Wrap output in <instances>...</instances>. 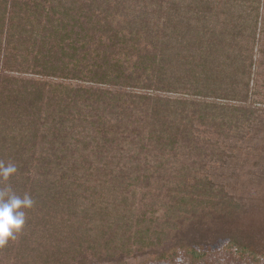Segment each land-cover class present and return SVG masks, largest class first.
<instances>
[{
    "label": "trees",
    "instance_id": "obj_1",
    "mask_svg": "<svg viewBox=\"0 0 264 264\" xmlns=\"http://www.w3.org/2000/svg\"><path fill=\"white\" fill-rule=\"evenodd\" d=\"M259 4L0 0V189L34 201L0 264H264L226 226L220 248L184 240L247 213L195 170L263 132Z\"/></svg>",
    "mask_w": 264,
    "mask_h": 264
},
{
    "label": "rangeland",
    "instance_id": "obj_2",
    "mask_svg": "<svg viewBox=\"0 0 264 264\" xmlns=\"http://www.w3.org/2000/svg\"><path fill=\"white\" fill-rule=\"evenodd\" d=\"M254 1V0H253ZM259 1L261 15L264 17V0ZM254 4V3H253ZM258 6V4H257ZM259 29L264 31V23L261 24ZM260 34H258L259 36ZM255 68L254 76L252 81V86L254 88L255 95L252 96V103L255 108L261 109V113L264 112V33H261L260 43H257L255 47ZM263 123V122H262ZM260 123V125L262 124ZM258 126V125H257ZM263 126V125H262ZM262 133L256 134L252 139H240L232 143H224L221 138L219 142L221 143V150L225 152L226 155L220 164L207 165V168L197 167L196 172L204 173L208 176L209 180L215 186L218 191L217 194H225L228 198H232L236 204L244 205L245 210H249L251 206L263 205L264 206V128H262ZM254 133V132H253ZM248 138V135H247ZM223 142V143H222ZM229 161L227 163H222L225 159ZM202 176V175H199ZM198 176V177H199ZM223 191V192H222ZM264 211V210H263ZM262 211V212H263ZM246 214H240V217L231 220L229 224H223L214 222L205 225V227H197L195 230L186 233L184 240L186 245L193 247H204L208 245L207 248H220V243H215L213 240L219 238L220 229L224 230V233H232L237 235L238 224L242 225V222L246 219H242ZM261 222H256L253 224L252 221L247 222V226L251 233H249L248 245L258 254L264 255V213L263 215H258ZM256 225V226H255ZM241 229V228H240ZM236 232H235V231ZM254 237V240L250 238ZM226 239V238H225ZM222 240V239H221ZM220 241V240H219ZM222 244V243H221ZM176 246L174 242H168L163 245V247L158 248L156 251L158 254H162L168 251L171 247ZM212 253V252H211ZM156 254L152 253L147 256L138 257L130 260H88L92 264H146L149 262L156 261ZM155 259V260H154ZM182 258L177 262L181 264ZM84 260H79L82 262ZM167 264V263H162Z\"/></svg>",
    "mask_w": 264,
    "mask_h": 264
},
{
    "label": "clouds",
    "instance_id": "obj_3",
    "mask_svg": "<svg viewBox=\"0 0 264 264\" xmlns=\"http://www.w3.org/2000/svg\"><path fill=\"white\" fill-rule=\"evenodd\" d=\"M15 164L0 162V179L9 180L17 173ZM33 199L25 194L17 195L10 187L0 189V247L5 246L9 240L16 238L25 226V209H30Z\"/></svg>",
    "mask_w": 264,
    "mask_h": 264
},
{
    "label": "water",
    "instance_id": "obj_4",
    "mask_svg": "<svg viewBox=\"0 0 264 264\" xmlns=\"http://www.w3.org/2000/svg\"><path fill=\"white\" fill-rule=\"evenodd\" d=\"M264 206L263 205H255V206H251L249 210H247V215L245 217H243L242 219H246L245 221L242 222V225L238 224V233L239 234H249L251 233V230H249V227L246 225L247 222L252 221L253 224H255V220L256 222H261L260 218L258 217V215H263L264 213ZM263 211V212H262ZM256 226V225H255ZM241 228V229H240ZM235 231V230H234ZM236 232V231H235Z\"/></svg>",
    "mask_w": 264,
    "mask_h": 264
}]
</instances>
